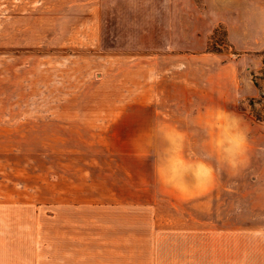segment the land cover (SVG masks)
Returning <instances> with one entry per match:
<instances>
[{
  "label": "rangeland",
  "instance_id": "374dc122",
  "mask_svg": "<svg viewBox=\"0 0 264 264\" xmlns=\"http://www.w3.org/2000/svg\"><path fill=\"white\" fill-rule=\"evenodd\" d=\"M215 106L247 146L204 196L191 176L231 169ZM263 158L264 0H0L2 264L118 258L165 220L213 215L188 201L249 221Z\"/></svg>",
  "mask_w": 264,
  "mask_h": 264
},
{
  "label": "crops",
  "instance_id": "0c3cea01",
  "mask_svg": "<svg viewBox=\"0 0 264 264\" xmlns=\"http://www.w3.org/2000/svg\"><path fill=\"white\" fill-rule=\"evenodd\" d=\"M225 69L230 70L231 66L227 65ZM220 109L222 108L215 106L212 111L221 116ZM209 110L210 107L201 111L202 119L207 117ZM205 124L206 122L203 126ZM239 159L241 165L243 155ZM261 162V165L256 164L260 167L251 170L257 184L251 185L250 216L245 219L249 221L243 220L242 212H237L236 206L230 215L226 211L218 212L223 200L213 203L205 199L188 201V210L202 205L204 208H212L213 215H206V212L202 217L187 215L180 220L181 224L174 222L176 218L165 220L162 223L164 225L155 228L154 232L144 236L141 234L138 249L122 250L119 256L121 258H116L113 250H101L102 252L97 251L95 254L94 251L91 252L93 254L85 252L87 256L96 257L86 261L78 258L83 256L81 250L59 249L58 264H264V158ZM241 172L242 169L237 168L219 169L214 172V176L238 177ZM209 182L204 180L202 189L197 191L204 196L209 194L212 187ZM232 201L237 204L235 200ZM2 253L0 250V258ZM33 257L32 254V259L27 264H35ZM71 257L74 259H70ZM51 262L54 261L46 259L43 263Z\"/></svg>",
  "mask_w": 264,
  "mask_h": 264
},
{
  "label": "clouds",
  "instance_id": "9594fccd",
  "mask_svg": "<svg viewBox=\"0 0 264 264\" xmlns=\"http://www.w3.org/2000/svg\"><path fill=\"white\" fill-rule=\"evenodd\" d=\"M221 117H231L232 129L226 141H221L218 148L228 157L226 164L234 168L240 162V157L246 149V133L242 126V118L235 113H227L223 109L219 110ZM214 176V170L210 165H202L201 171L192 175L193 184L201 180L211 181Z\"/></svg>",
  "mask_w": 264,
  "mask_h": 264
},
{
  "label": "trees",
  "instance_id": "16d2710c",
  "mask_svg": "<svg viewBox=\"0 0 264 264\" xmlns=\"http://www.w3.org/2000/svg\"><path fill=\"white\" fill-rule=\"evenodd\" d=\"M255 85L257 86V83L255 82Z\"/></svg>",
  "mask_w": 264,
  "mask_h": 264
}]
</instances>
